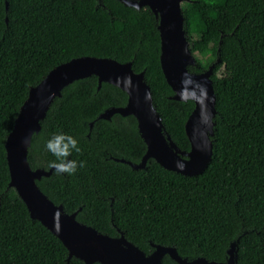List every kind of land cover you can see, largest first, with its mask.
Instances as JSON below:
<instances>
[{
    "label": "trees",
    "instance_id": "obj_1",
    "mask_svg": "<svg viewBox=\"0 0 264 264\" xmlns=\"http://www.w3.org/2000/svg\"><path fill=\"white\" fill-rule=\"evenodd\" d=\"M182 9L187 40L200 55L189 72L223 68L213 76L218 113L202 174L184 176L154 159L138 170L117 161L139 164L147 146L134 116L99 119L125 107L128 95L106 82L98 89L95 75L54 100L28 161L33 170L53 168L45 145L68 133L80 147L68 157L77 170L37 182L66 214L78 211L80 223L111 237L123 232L146 255L162 245L187 260L226 263L236 243V264H264V0H188ZM158 26L149 7L119 0H0V264H85L31 217L10 185L7 138L30 90L57 66L84 56L131 62L145 72L164 133L190 151L185 124L195 103L173 98ZM163 264L179 263L166 255Z\"/></svg>",
    "mask_w": 264,
    "mask_h": 264
},
{
    "label": "water",
    "instance_id": "obj_2",
    "mask_svg": "<svg viewBox=\"0 0 264 264\" xmlns=\"http://www.w3.org/2000/svg\"><path fill=\"white\" fill-rule=\"evenodd\" d=\"M119 1L138 10L149 7L159 16L160 61L165 78L175 94L173 98L182 102L192 100L195 103L185 124L191 144L190 151H182L164 133L163 121L154 106L152 90L145 81L144 71L136 73L131 62L120 63L111 58L84 56L57 66L30 90L6 141L10 185L26 204L31 217L60 239L68 249L70 258L76 257L85 264H163L166 255L179 264H236V243L231 245L226 263L209 262L205 258L187 260L181 258L175 248L162 245H154L155 251L146 255L129 242L123 232H120L119 237H111L80 223L77 220L78 211L66 214L63 206L56 205L37 183L43 177L51 176L55 168H31L28 151L33 136L40 132L41 121L54 100L62 96L63 89L93 75L98 77V89L106 82L121 88L128 95L125 107L108 109L99 119L110 120L115 114L134 116L147 146L146 154L139 164L124 159L117 161L138 170L144 169L148 161L154 159L166 170L184 176H197L206 170L212 160L214 119L218 113L213 81L215 64L197 74L188 70V66L195 64L196 59L186 36L182 9L184 0Z\"/></svg>",
    "mask_w": 264,
    "mask_h": 264
},
{
    "label": "clouds",
    "instance_id": "obj_3",
    "mask_svg": "<svg viewBox=\"0 0 264 264\" xmlns=\"http://www.w3.org/2000/svg\"><path fill=\"white\" fill-rule=\"evenodd\" d=\"M45 147L56 157V160L52 162L51 166L55 168L58 174H72L77 170V160L68 159L73 151L80 152L78 141L74 136L59 132L47 141ZM83 166L84 161H79V167L82 168Z\"/></svg>",
    "mask_w": 264,
    "mask_h": 264
},
{
    "label": "rangeland",
    "instance_id": "obj_4",
    "mask_svg": "<svg viewBox=\"0 0 264 264\" xmlns=\"http://www.w3.org/2000/svg\"><path fill=\"white\" fill-rule=\"evenodd\" d=\"M186 2H188V0H184V3H183V5H185L186 4ZM182 5V6H183ZM190 49L192 50V51H196L197 50V48H195L194 47V45H191L190 44ZM196 54L194 55V57H200V55H199V53H197V51L195 52ZM196 59V58H195ZM222 72H223V68L221 69V70H217V68H216V64H215V69H214V73H213V76H215V75H221L222 74Z\"/></svg>",
    "mask_w": 264,
    "mask_h": 264
}]
</instances>
